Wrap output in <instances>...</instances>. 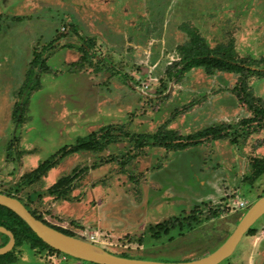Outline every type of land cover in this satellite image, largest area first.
Returning a JSON list of instances; mask_svg holds the SVG:
<instances>
[{"label":"rangeland","instance_id":"obj_1","mask_svg":"<svg viewBox=\"0 0 264 264\" xmlns=\"http://www.w3.org/2000/svg\"><path fill=\"white\" fill-rule=\"evenodd\" d=\"M180 46L230 48L257 68L248 91L264 103V0H0V191L19 190L44 221L108 252L179 262L218 248L264 196V173L247 179L264 161V129L240 124L250 114L233 92L237 74L173 76ZM107 126L171 130L174 142L210 127L226 135L183 150L122 138L20 186L62 147ZM64 177L68 192L49 195ZM212 211L219 216L206 220ZM192 214L202 222L170 240L152 237L154 225ZM253 228L219 264H264V215ZM18 250L15 264H88Z\"/></svg>","mask_w":264,"mask_h":264},{"label":"trees","instance_id":"obj_2","mask_svg":"<svg viewBox=\"0 0 264 264\" xmlns=\"http://www.w3.org/2000/svg\"><path fill=\"white\" fill-rule=\"evenodd\" d=\"M192 34L191 32H189ZM179 59L177 62L178 68L174 71L173 76L178 77L192 69L201 68L207 74H211L215 71L217 72H226L233 73L238 75L237 85L234 86L233 92L238 101L245 104L249 117L244 118L240 124L246 129L254 123L255 127L264 129V103L258 99H254L248 91L247 78L249 74L258 73L257 68H254L250 63H245L243 61L234 59L232 56V50L227 47H216L208 50H200L194 48H187L185 46H180L178 49ZM264 64V61H263ZM256 67V66H255ZM264 69V68H263ZM19 109V108H18ZM16 110L18 113L19 110ZM253 127L252 129H254ZM226 135L225 131L222 133V130L217 127L207 128L196 135L186 136L187 139L185 142H182L181 139L174 142L175 134L171 130L158 131L155 134H145V135H131L129 132L123 130L122 127L107 126L100 128L96 132H91L84 138H80L75 141V143L68 147H62L55 154L48 157L46 160L42 161L37 167L32 170L29 174L24 176L22 185H31L32 183L38 181L43 175L47 173L48 170L53 168L59 159H62L71 154L79 152H98L102 151L104 148L110 144L116 143L122 138H129L135 141V144L138 147L145 145L159 146L163 148H171V150H183L189 146L199 145V138L204 137H213L214 139L222 138ZM107 161L114 160V157L106 159ZM264 173V161L261 159H255L253 162V172L249 176L248 181L252 182L255 179L259 178ZM69 178L64 177L58 179L54 184H52L47 192L49 195L54 196L55 198L63 197L69 190L68 187ZM19 190L11 191H0L1 194L11 196L18 199L28 210L29 212L38 220L42 221L46 225L75 238L82 239L79 235H76L68 230L54 226L47 223L40 217L35 214L34 211L30 210L28 205L24 203L16 195ZM30 199V197H29ZM246 211H243L241 217ZM219 216L218 212L212 211L208 214L205 219H213ZM240 217V218H241ZM202 222V219L197 215H190L189 218L186 217H173L161 223H158L150 228L151 235L154 239H160L162 236H170L169 240L173 238V233L175 230L179 234L183 233L184 229H190ZM0 226L9 230L14 237L15 243L13 248L0 255V264H15L17 261V252L18 249L23 246H28V248L37 250L39 252L55 253L60 254L64 257L74 259L75 261L81 263L94 264L90 262H84L79 259L72 258L66 254H63L45 244L41 239H39L28 225L13 211L0 205ZM247 235H254L255 229L250 227L246 232ZM8 241V237L0 233V247L5 245ZM112 253V252H110ZM121 257L127 258H139L131 257L125 253H112Z\"/></svg>","mask_w":264,"mask_h":264},{"label":"water","instance_id":"obj_3","mask_svg":"<svg viewBox=\"0 0 264 264\" xmlns=\"http://www.w3.org/2000/svg\"><path fill=\"white\" fill-rule=\"evenodd\" d=\"M0 205L18 215L32 232L49 247L72 258L94 264H219L234 252L248 229L264 215V196H262L246 209L234 230L214 251L197 259L163 262L151 259L121 257L93 243L66 235L36 219L18 199L11 196L0 193ZM0 233L8 237L7 243L0 247V255H3L13 248L15 240L13 234L2 226H0Z\"/></svg>","mask_w":264,"mask_h":264},{"label":"built area","instance_id":"obj_4","mask_svg":"<svg viewBox=\"0 0 264 264\" xmlns=\"http://www.w3.org/2000/svg\"><path fill=\"white\" fill-rule=\"evenodd\" d=\"M244 206V204L241 202V203H239V207L241 208V207H243Z\"/></svg>","mask_w":264,"mask_h":264},{"label":"flooded vegetation","instance_id":"obj_5","mask_svg":"<svg viewBox=\"0 0 264 264\" xmlns=\"http://www.w3.org/2000/svg\"><path fill=\"white\" fill-rule=\"evenodd\" d=\"M14 19H15V20H17V19H21V16H17V17H15Z\"/></svg>","mask_w":264,"mask_h":264}]
</instances>
